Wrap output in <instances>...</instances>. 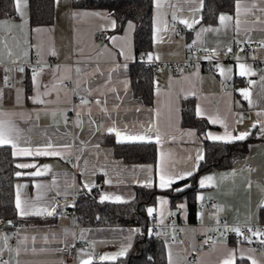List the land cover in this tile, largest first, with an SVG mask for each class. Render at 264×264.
Instances as JSON below:
<instances>
[{
  "label": "crops",
  "instance_id": "0c3cea01",
  "mask_svg": "<svg viewBox=\"0 0 264 264\" xmlns=\"http://www.w3.org/2000/svg\"><path fill=\"white\" fill-rule=\"evenodd\" d=\"M201 7L202 0H152L151 47L142 61L190 59L191 63L186 70L151 73L152 102L145 105L133 96L130 86L129 65L137 59L131 20L114 31L115 19L106 8L52 0L51 21L31 25L28 0H21L23 16L13 0V16L0 18V122L20 148L35 150L52 144L47 150L60 155L13 156L11 145H4L16 165L36 167L17 168L16 173L22 175L15 174L13 205L16 215L25 221L7 225L2 220L0 264H81L89 256L92 262L112 261L100 257L128 250L140 230L138 225L92 223L63 211L74 206L80 192L95 190L98 201L124 202L133 197L135 186H147L149 180L152 187L164 190L159 187L161 169L170 174L194 173L203 146L194 128L180 124L183 98H192L195 114L199 109L197 116L208 123L207 140L225 142L211 137H235L244 132L252 139L245 153L228 167L211 168L196 176L197 190L190 197L195 204L192 220L188 219L187 197L171 206L169 198L159 194L147 207V213L153 209L147 231L162 241L164 264H169V253L171 264H187L190 255L195 264H222L230 255L234 262L245 259L249 264L253 260L264 264L263 235H252L251 243L234 242L220 233L210 235L217 219L264 223V134L260 131L264 125V0H235L232 11L220 13L212 24L199 22ZM221 15L231 19L221 23ZM172 21L183 29L174 30ZM245 41L258 43V47L247 53L235 49L236 43ZM190 42L198 52L188 54ZM240 65L246 69L243 76ZM220 82L226 83L223 91ZM242 90L248 91V99ZM34 98L42 103H34ZM240 109L246 112L235 118ZM116 132L121 137L147 134L151 138L117 142ZM112 143H152L155 160L125 161L114 154ZM36 171L44 174L29 175ZM206 177L212 179L201 187L200 181ZM187 185L184 182L173 189ZM53 194L61 200L53 201ZM17 195L22 206L27 202L36 208H55V212L21 216ZM104 196L109 199L102 200ZM209 201L213 208L206 207ZM196 204L202 207L198 209ZM178 227L181 235H177ZM255 232L261 233L260 229ZM5 237H12L15 246L10 247ZM62 246L74 248L72 259L63 257Z\"/></svg>",
  "mask_w": 264,
  "mask_h": 264
},
{
  "label": "trees",
  "instance_id": "16d2710c",
  "mask_svg": "<svg viewBox=\"0 0 264 264\" xmlns=\"http://www.w3.org/2000/svg\"><path fill=\"white\" fill-rule=\"evenodd\" d=\"M235 0H202L200 23L212 24L223 12H231ZM79 7H102L110 11L115 19L114 31H119L126 20L134 23L133 46L135 52L148 51L151 47V11L152 0H73ZM29 23L48 24L51 21L52 0H28ZM13 0H0V18L13 16ZM131 92L145 105L152 102V84L150 71L145 62L137 55L135 62L129 65ZM28 90V89H27ZM180 124L196 130L203 146V159L199 160L193 175L172 185L171 188L159 190L152 186L137 185L131 199L124 202H107L96 200L95 190L80 192L75 198L74 209L78 219L90 222L93 218L100 224L138 225L132 245L124 256L112 261H94L92 264H164L162 241L147 231L151 221L147 207L153 205L156 195L163 194L169 198L170 205L180 197H187L188 219L192 220L195 204L190 200L197 190L196 176L211 168H226L235 158L243 155L248 136L243 140L232 142L209 141L204 137L208 123L194 112L193 99L180 101ZM107 139H109L107 137ZM113 152L125 161L153 162L155 145L152 143L136 145L113 144ZM17 167L7 146H0V219L7 225L24 222L16 215L13 197L14 181ZM188 182L182 191L173 188ZM234 264H249L245 259H236Z\"/></svg>",
  "mask_w": 264,
  "mask_h": 264
},
{
  "label": "snow or ice",
  "instance_id": "6c2138e0",
  "mask_svg": "<svg viewBox=\"0 0 264 264\" xmlns=\"http://www.w3.org/2000/svg\"><path fill=\"white\" fill-rule=\"evenodd\" d=\"M20 4H21V0H15V5H16V9L17 12H19L21 14V16H23V13L20 10ZM237 13H239V3H237ZM173 19H175V16L173 17ZM221 23H223L225 20H230L231 17H226L224 15H221L219 17ZM183 24H187L188 27H191L192 25L188 24V22L186 20H182L180 21ZM198 22V21H197ZM113 26L115 25V21L112 22ZM237 24H239V20H237ZM131 26V25H130ZM229 51H231V49H229ZM149 59H151V56L149 57ZM240 75H245L246 74V69L244 65H240ZM20 71H23V69H20ZM223 71V70H221ZM33 80H35V76H33ZM245 99L249 98V93L247 90H242L241 93ZM34 103H42L41 100H39L38 98H34L33 100ZM83 103H87V101H83ZM97 104L100 103V101L96 102ZM79 115V114H78ZM197 115H200V111L199 109H197ZM213 123H215V121H212ZM253 127H255V125H253ZM109 132H113L114 129L109 128L108 129ZM148 131H151L150 129ZM261 134H264V125H262L261 127ZM250 133L248 132H244V133H240L238 136L232 137L230 134H228L227 136H215V137H211L214 140H224L225 142H230L231 140L235 139V140H243L245 139ZM116 136L118 137V141L117 142H123V140L127 139V140H140V141H144V140H148L151 137L148 136L147 134L145 135H141V136H130V137H121V134L119 132H116ZM2 145H11V147L14 149L13 151V156H57L60 155L59 152L57 151H48L47 149L52 148V144H48L45 148H36L35 150H33L32 148H20L16 142L15 139H13L10 135L7 134L5 126L2 122H0V146ZM197 161L200 159H203L202 156H198ZM17 168H21V169H25V168H34L36 167V165L34 164H17L16 165ZM44 173L41 171H36L33 173H29V175H33V176H40L43 175ZM17 176L22 175V173H16ZM193 175V171L192 170H185V171H180L176 174H170L169 172L161 169L160 173H159V187L161 189H168L171 188L173 184H175L176 182L180 181V180H184L187 177ZM211 177H206L204 179H201L200 181V186L204 187L205 186V181H211ZM147 186H151V181L149 180L147 182ZM37 187H40V185H37ZM85 187H87V185H85ZM176 191H182L183 189H175ZM102 200L104 199H109V197L104 196L101 198ZM117 201H120V197H116L115 198ZM162 204L167 203V201L165 200H161L160 201ZM183 207V206H181ZM16 208L19 211L21 216H29V215H35V216H43V215H48L51 216L54 212H55V208H52L51 210L48 208H36V207H32L30 205L27 204V202H25V205L22 206V202L19 198V195H17L16 198ZM153 213V209L149 208L148 209V214L151 216ZM234 232H236L238 235H242L241 231L239 228H235L233 229ZM249 231L251 232L252 230L249 229ZM252 235L254 236H260V235H264V233H259V232H252ZM5 242L7 241V237L4 238ZM245 239H247L250 243H251V239L249 237H245ZM260 243L264 244V240H261ZM130 247V245L128 246ZM127 252V248H122L120 252L116 253L115 255L109 257V256H102L100 257L101 260H109V259H116L117 256H123L125 255V253ZM243 258V256L241 257ZM4 264H7V262H4ZM81 264H92V258L91 256H89V258L87 260H83L81 262ZM169 264H171V253H169ZM222 264H234V255H230L228 258L224 259ZM252 264H256V261L253 260Z\"/></svg>",
  "mask_w": 264,
  "mask_h": 264
},
{
  "label": "built area",
  "instance_id": "2783aa9c",
  "mask_svg": "<svg viewBox=\"0 0 264 264\" xmlns=\"http://www.w3.org/2000/svg\"><path fill=\"white\" fill-rule=\"evenodd\" d=\"M172 27L174 28V30L176 31H181L183 29L182 25H180L177 22L172 21L171 22ZM258 47V43L252 42V41H245V42H238L235 44V49L241 51L242 53H247L249 50ZM198 47H196L192 42H190L188 44V54H193L198 52ZM138 57L143 58V56L145 55V52L143 50H140L137 53ZM146 66L148 67L150 73H155L157 71H164L166 69L169 68H173V69H177V70H186L189 67V64L191 63V60L188 59L186 61H153V60H149V61H144ZM211 68L210 67H206V70L209 71ZM226 83L225 82H220L219 83V90L223 91L225 89ZM246 110L245 109H240L235 111L234 113V117L238 118L240 114L245 113ZM94 193V196L97 197L98 193L92 192ZM52 199L55 202H59L61 200V197L57 194H53L52 195ZM202 205L201 204H196V208H201ZM206 207L208 208H213L214 207V203L212 201H209L206 203ZM64 214H70L73 218L77 217V213L74 209V206L68 210V211H63ZM86 221V220H85ZM92 223H96V219L93 218ZM199 222V220H197V223ZM235 228H239L242 235H238L236 232L233 231V229ZM249 229H251L252 231L250 232ZM256 229H260L261 233H264V223H259V224H253V223H228L223 221L222 219H217L215 221L212 222L211 224V231H210V235L211 237H214L217 234H222L225 237H227L228 239H231L234 242H244L247 239H245V237H249L251 239L252 237V232H255ZM0 230H5L3 223H2V219H0ZM177 235H181V229L178 227L177 230ZM262 239L264 240V235L262 236ZM7 244L10 247H14L15 246V242L13 240L12 237H8L7 239ZM86 243H81V245H85ZM253 247L256 251L260 250V246L257 242L253 243ZM60 252L62 253L63 257L65 259H72L74 256V248L73 247H66V246H62L60 248ZM187 264H195V258L193 255H190L187 257Z\"/></svg>",
  "mask_w": 264,
  "mask_h": 264
},
{
  "label": "water",
  "instance_id": "95a60500",
  "mask_svg": "<svg viewBox=\"0 0 264 264\" xmlns=\"http://www.w3.org/2000/svg\"><path fill=\"white\" fill-rule=\"evenodd\" d=\"M22 186H23V183H20V187H19V190H21Z\"/></svg>",
  "mask_w": 264,
  "mask_h": 264
}]
</instances>
